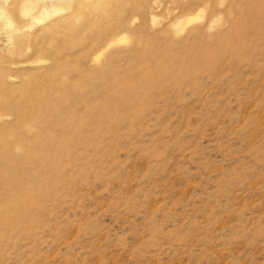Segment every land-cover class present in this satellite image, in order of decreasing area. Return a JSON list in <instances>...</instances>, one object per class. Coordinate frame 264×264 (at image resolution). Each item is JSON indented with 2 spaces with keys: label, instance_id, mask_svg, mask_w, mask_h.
<instances>
[{
  "label": "rangeland",
  "instance_id": "rangeland-1",
  "mask_svg": "<svg viewBox=\"0 0 264 264\" xmlns=\"http://www.w3.org/2000/svg\"><path fill=\"white\" fill-rule=\"evenodd\" d=\"M147 1L0 0V264H264V0Z\"/></svg>",
  "mask_w": 264,
  "mask_h": 264
},
{
  "label": "bare ground",
  "instance_id": "bare-ground-1",
  "mask_svg": "<svg viewBox=\"0 0 264 264\" xmlns=\"http://www.w3.org/2000/svg\"><path fill=\"white\" fill-rule=\"evenodd\" d=\"M1 1H5V0H1ZM51 1L53 4L51 5V7H44L41 11V15L38 16V17H33V13L32 10L30 9L31 7H25L27 6L25 1H24V4H25V8H24V12L25 14L29 15L32 20L35 19L37 20L39 23L40 22H44L46 21L47 19H49L50 17L54 16V15H57V14H60V13H63L66 8H64L60 3L62 2H65L67 3V5L73 3V7L76 8L77 10V13L75 14V17L76 18H81V12L84 10V11H88L89 9H102V8H105V7H108L110 5H118V4H126V3H132V2H135L136 0H49ZM142 1H145V4H146V1L147 0H142ZM151 1V0H150ZM165 1H168L169 3H174V4H178V3H181V2H184L185 0H153V3L155 4H158V3H163ZM2 2V4L4 5V3ZM149 2V0L147 1ZM152 2V1H151ZM1 3V2H0ZM150 3V2H149ZM139 4V3H138ZM67 9H70V7H68ZM8 11V9H7ZM5 8H2L1 5H0V19H2L4 21V27H9L11 26V24L13 23V20H12V17H10L11 15H9L10 13H8ZM85 13V12H84ZM83 14V13H82ZM98 14V13H96ZM102 14V13H100ZM99 15V14H98ZM101 16V15H100ZM89 17V16H88ZM86 18V17H85ZM67 19L69 18H65L62 20V22H65ZM78 24V23H77ZM58 27V23H53V24H50L47 29L49 30H55L56 28ZM72 27H74V25H72ZM64 28V27H63ZM57 30V29H56ZM63 30V29H62ZM64 32V30H63ZM61 34V32H60ZM69 34V33H68ZM64 35V34H63ZM115 35V34H114ZM65 36V35H64ZM123 36V35H122ZM118 37V36H117ZM113 37H111L112 39ZM7 39V38H6ZM19 39V37L15 38V41ZM24 39V38H23ZM115 39H116V36H115ZM121 39V37H120ZM10 41V40H9ZM21 41V40H20ZM111 41V40H110ZM117 41V40H116ZM115 40L113 42H116ZM112 42V43H113ZM120 42V41H118ZM110 44V42H109ZM108 44V45H109ZM111 45V44H110ZM107 48V46H106ZM103 51H105L103 49ZM102 53V52H101ZM100 53V54H101ZM98 54V53H97ZM96 54V56H97ZM101 56V55H100ZM99 58V56H97ZM96 57V59H97ZM101 59V58H100ZM100 59H97L98 61ZM8 77V76H7Z\"/></svg>",
  "mask_w": 264,
  "mask_h": 264
}]
</instances>
